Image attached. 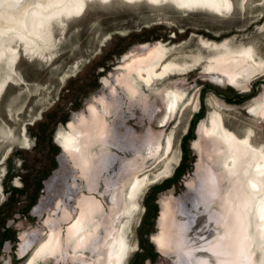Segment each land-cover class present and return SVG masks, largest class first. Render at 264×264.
<instances>
[{
  "label": "rangeland",
  "instance_id": "obj_1",
  "mask_svg": "<svg viewBox=\"0 0 264 264\" xmlns=\"http://www.w3.org/2000/svg\"><path fill=\"white\" fill-rule=\"evenodd\" d=\"M241 1L234 0L236 8L228 16L205 9H180L171 2L90 1L84 14L67 20L64 32L62 23H55L58 45L54 57L48 53L29 58L23 50L18 83H11L0 101V264H25L58 220L64 254L36 264H100L98 254L76 256L67 246L66 215L72 212L76 217L79 201L93 192H89L81 168L71 162L56 139L69 122L89 119V106L95 103L98 107L100 98L116 108L108 116L116 143L115 161L102 175L112 174L124 187L115 205L106 195L100 196L110 220L117 224L123 220L122 215L115 217L114 208L125 204L135 173L149 170L152 175L159 174L156 182L141 192L127 232L130 247L124 264H180L174 253L160 250L157 244L158 237L172 231H179L177 236L181 235L185 245L197 247L193 256L217 264L218 257L211 253L217 228L209 215L218 207L205 206L200 187L205 167L213 166L212 152L198 128L218 109L229 129L239 136L252 129L254 143L264 144V117L251 113L264 98V71L253 77L248 88H238L223 83L215 73H203L204 67L198 65L192 71L157 80L152 89L133 93L124 81L119 82L126 78L120 65L158 42L170 44L172 59L190 65L204 50L199 45L202 38L229 40L236 48L252 46L264 57V0H245V9ZM5 72L0 69V80ZM105 77L109 79L106 85L102 82ZM172 85L186 96L166 126H155L152 112L159 106L160 90ZM149 135L162 142L151 152L136 141ZM168 136L173 138L177 160L171 173H163L170 162L156 160L163 155ZM122 160L131 162L125 171L127 165ZM167 220L174 222L173 227ZM103 230L101 225L98 232ZM180 258L185 262L186 256Z\"/></svg>",
  "mask_w": 264,
  "mask_h": 264
},
{
  "label": "bare ground",
  "instance_id": "obj_2",
  "mask_svg": "<svg viewBox=\"0 0 264 264\" xmlns=\"http://www.w3.org/2000/svg\"><path fill=\"white\" fill-rule=\"evenodd\" d=\"M90 1L102 0H0V69L6 70L4 78L0 80V101L8 86L11 83H18L16 76L23 50L27 51L25 53L29 58L46 57L48 53L53 56L58 45L55 23H62L64 32L67 20L84 14ZM125 1L134 4L145 0ZM146 1L157 4L171 2L180 9L191 8L192 11L205 9L222 16H228V13L234 12L236 8L234 0ZM104 2L111 3L112 0H104ZM241 5L245 9V0L241 1ZM262 17L264 18V15ZM169 45L158 42L147 47L141 54L130 55L120 65L124 68L122 73L126 78H119V82L124 81L130 91L139 93L142 88L152 89L156 81L161 78L180 74L187 69L192 71V68L199 65L204 67L203 73H215L223 83H233L237 87L245 88L253 77L264 71V57L258 55L252 46L236 48L229 40L215 42L202 38L199 45L204 47V50L201 49L194 56L192 64L186 65L190 62L186 61V64L185 62L182 64L172 59L173 51ZM23 80L19 83H23L25 81ZM102 82L106 85L109 82L108 77ZM185 96V91L173 85L160 90L159 106L152 112L155 126H166L174 117L180 101ZM100 100L102 102L98 107L95 103L89 106V119L81 118L80 124L71 121L69 127L56 134V139L62 146L60 147L68 154L71 162L81 168L89 181V192H93L83 201H79L76 217L73 218L72 212L66 215L68 227L64 237L67 246L77 253L76 256L92 253L98 254L100 264H124L130 247L127 232L131 227L132 216L139 208L141 192L144 187L155 183L159 174L152 175L149 170L135 173L125 194V204L114 208L115 217L122 215L123 220L119 224L110 220L100 196L106 195L115 205L124 187L123 183L111 177L112 174L102 175L115 161L116 143L108 116L113 114L116 108L112 102L104 98ZM251 113L264 117V98L260 104L253 107ZM80 125L84 128L79 127ZM198 130L202 137L209 140L212 152L210 159L213 161V166L208 165L203 171L201 198L207 208L218 207L209 215L217 228L211 253L218 257L217 264H262L264 262V144L254 143L255 132L252 129H248L243 136L229 129L223 114L218 109L209 113L207 119L200 123ZM136 141L143 150L150 152L162 145L160 138L151 135L140 136ZM163 145L164 153L156 162L158 160L170 162L163 173H171L177 160L173 156V138L168 136ZM98 147H101L102 151L97 152ZM129 159L125 160L128 162ZM122 161L127 165L123 164L125 171L131 162ZM116 168L121 170V166ZM101 183L103 190L100 189ZM58 221L51 224L46 239L38 244L25 264H36L40 260L59 258L64 254L61 242L62 229ZM169 223L173 227L174 222ZM101 225L104 226V230L99 233ZM172 227L170 229L173 230ZM177 234L179 235V231L178 233L172 231V234L170 232L158 237L157 244L160 250L174 253L180 264L196 262L212 264L205 257L193 256L197 247L185 245L180 240L181 235L177 236ZM180 255L186 256L185 262ZM85 264L90 263L85 262Z\"/></svg>",
  "mask_w": 264,
  "mask_h": 264
}]
</instances>
